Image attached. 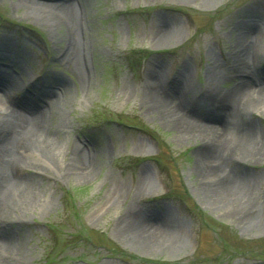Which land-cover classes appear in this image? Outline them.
Instances as JSON below:
<instances>
[{
	"label": "rangeland",
	"instance_id": "obj_1",
	"mask_svg": "<svg viewBox=\"0 0 264 264\" xmlns=\"http://www.w3.org/2000/svg\"><path fill=\"white\" fill-rule=\"evenodd\" d=\"M21 1L0 0V67L19 64L24 71L14 73L19 85L1 89L0 100L11 106L32 92L28 103L49 109L62 128L55 159H40L34 144L11 166L32 181L27 201L10 196L12 208L2 213L16 225L0 232V245L10 247L2 252L5 264H264V157L224 164L255 178L257 224L249 227L206 197L203 134L181 133L142 99L158 73L167 89L180 88L184 74L182 96L190 103L211 104L201 98L205 89L232 91L242 33L257 31L248 47L255 44L258 72L264 0H72L82 16L81 68L62 58L66 27L50 28ZM162 27L176 38L160 41ZM44 83L52 88H38ZM205 110L196 120L214 122ZM243 116L259 128L256 140L264 146V106ZM77 146L93 157L91 174L66 173ZM135 210L154 223L167 220L173 237L145 247L122 234Z\"/></svg>",
	"mask_w": 264,
	"mask_h": 264
},
{
	"label": "bare ground",
	"instance_id": "obj_2",
	"mask_svg": "<svg viewBox=\"0 0 264 264\" xmlns=\"http://www.w3.org/2000/svg\"><path fill=\"white\" fill-rule=\"evenodd\" d=\"M22 1L21 4L24 6L26 4L28 10L38 21L53 29L66 27L68 46L62 52V58L69 64L80 67L79 55L84 48V42L78 35L77 28L82 22V16L72 0ZM254 32L242 33L238 36L234 54L238 63L235 65L238 66L234 68L231 76L236 80L234 89L230 92L215 89H205L201 92V98L211 104L190 103L191 100L187 101L185 97L183 99L182 94H187L188 90L184 74L178 79L181 87L176 89L163 87L159 78L160 74H156L155 80L154 76L152 77L154 85L146 88L142 98L161 119L169 121L168 123L172 122L173 127L181 133L188 135L194 133L192 135L197 137L203 134L206 141L201 146L200 162L206 178L204 187L206 197L213 204L227 208L229 216L238 220L239 224L249 227L257 224L254 216L256 208L252 202L255 178L243 172L239 173L235 168L230 169L224 164L226 159L231 158L232 161L238 159L242 164H248L251 160L264 157V146L258 139L256 140L259 128L252 121L243 119L244 111L255 109L261 104L264 106V66L257 72L254 62L255 44L252 43L248 47L249 37L253 39L258 37L257 31ZM176 35L175 30L162 27L157 37L160 41L169 42L175 39ZM14 73H17L19 77L23 76L24 71L19 64L0 67V90L19 85L18 76ZM81 76L83 77V73ZM82 77L81 80H83ZM59 82H61L59 78L54 79L55 85ZM38 88L48 90L52 87L44 83ZM25 93L24 98L22 96L20 102L16 101L15 105L12 103L11 106H4L0 100V216L2 217V213L12 208L10 196L19 202L27 201L26 190L31 189L32 177L16 175L11 169V166L18 162L20 152L25 153L31 150L35 144V151L40 159L45 162L55 159L52 155L55 151L54 137L58 136L62 128L61 122L56 120L49 109L28 103L30 100L32 102L34 97L32 92L26 91ZM203 106L214 122L204 124L196 120L199 115L198 111ZM187 108L190 109L189 114L186 112ZM237 118L241 119V123L234 124ZM52 121L55 124L51 126ZM229 128L233 130L231 138L227 136ZM67 158L66 173L91 174L90 165L93 157L83 148L77 146ZM157 221L154 223L150 219L142 218L135 210L126 218L122 234L145 247L157 244L169 236L173 237L174 229L171 224L167 220L165 222L164 219ZM15 227L16 225L6 217L0 219V232H9ZM9 248L6 242L0 245V264H5L6 259L3 258L2 252L7 253Z\"/></svg>",
	"mask_w": 264,
	"mask_h": 264
}]
</instances>
